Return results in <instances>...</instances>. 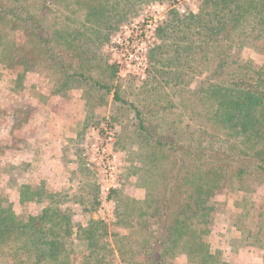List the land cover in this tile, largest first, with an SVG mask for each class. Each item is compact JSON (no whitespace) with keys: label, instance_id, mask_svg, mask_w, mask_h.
Wrapping results in <instances>:
<instances>
[{"label":"trees","instance_id":"obj_1","mask_svg":"<svg viewBox=\"0 0 264 264\" xmlns=\"http://www.w3.org/2000/svg\"><path fill=\"white\" fill-rule=\"evenodd\" d=\"M134 1L0 0V67L30 72L31 55L58 77L54 94L79 88L109 94L107 84L67 59L89 50L84 37L90 31L98 46L106 44L131 18L127 12ZM159 31L163 60L156 61L161 68L154 72L168 77L176 102L155 101L146 109L147 119L145 106L141 110L111 93L114 103L131 113L148 148L146 185L140 196L118 201L112 224L117 231L102 220L78 225L71 211L59 209L60 196L43 184L23 180L12 186L9 180L12 197L38 209L20 225L11 195L0 191V264H76L77 255L85 264H173L178 258L187 264H230L206 236L214 200L223 190L245 193L251 181L264 184V0H203L197 12L174 13ZM64 50L70 52L65 51L67 59ZM244 50L262 57L263 64L244 60ZM185 78L203 79L185 90ZM174 107L187 111L193 123L185 137L178 127L163 129L158 118ZM247 216L254 229L238 226V237L262 251L264 264V214Z\"/></svg>","mask_w":264,"mask_h":264},{"label":"rangeland","instance_id":"obj_2","mask_svg":"<svg viewBox=\"0 0 264 264\" xmlns=\"http://www.w3.org/2000/svg\"><path fill=\"white\" fill-rule=\"evenodd\" d=\"M202 1H134L127 12L131 18L109 35L106 44L98 46L96 35L89 30L84 39H90V48L85 54L75 60L67 59V52H70L64 50L62 56L72 65L81 66L84 72L107 84L111 93L117 91L124 101L137 104L141 110L142 105L145 106L143 111L147 115V107L153 106L155 101L160 105L165 100L176 102L172 84H166L168 77L162 71L159 74L154 72V67L159 72L161 68L156 61L163 60L159 55L162 51L157 50V46L162 45V40L158 38L159 29L174 13L184 16L197 12ZM180 10H184V13H180ZM29 56L30 62H34L30 72L24 73L23 67L12 70L0 67V133L6 139L5 142L0 141V154L7 149L8 157L3 160L0 158V191L8 197L11 195L6 188L9 180L12 186L14 181L27 180L30 168L14 166L9 160V150L25 146L27 135L33 132L28 124L30 120L40 116L51 117L46 127L36 130V126L34 132L39 134L45 129L46 133L53 134L54 131L63 130V134L68 135L69 142L63 141L60 135V141L50 138L51 154L56 151V143L64 144L58 150L62 161L48 165V177L64 183V176H67L74 181L73 186L64 184V190L56 185L50 187V192L60 196L59 209L71 211L74 223L83 227L90 219L103 221L108 216L109 219L104 222L110 230L117 231L112 224L118 201L124 196L134 198L136 190L146 185L142 181L146 175L148 148L136 131L133 116L114 103L111 93L79 88L60 96L54 94L58 77L35 57ZM242 58L252 60L259 66L263 64V58L249 50L242 52ZM110 66L115 67V74ZM19 75H23V78ZM201 79L190 82L185 78L187 83L181 87L185 90L194 88ZM183 93V97H189L185 91ZM146 117L148 119V115ZM158 118L165 123L163 129L168 130L171 125L178 127L184 137L193 129L188 112L176 107L162 112ZM10 128L14 130L12 138H9ZM71 130L75 132L73 137L69 136ZM98 147L106 150L104 166L96 152ZM82 178L87 182V198L85 196L84 199L81 198L83 193L77 191L79 186H76L77 180ZM249 186L251 191L245 193L225 189L213 203V221L206 240L213 249L222 250L230 264H263L262 251L255 245L249 246L247 242L240 241L238 237V226L245 231L254 229L256 223L253 224L247 215L264 214V184L251 181ZM8 199L14 202L20 225L25 222L26 215L38 209L31 203H18L12 199V195ZM3 204L6 205V202ZM74 260L76 264L86 262L83 255H77ZM173 264L187 262L184 258H178Z\"/></svg>","mask_w":264,"mask_h":264},{"label":"crops","instance_id":"obj_3","mask_svg":"<svg viewBox=\"0 0 264 264\" xmlns=\"http://www.w3.org/2000/svg\"><path fill=\"white\" fill-rule=\"evenodd\" d=\"M50 121H51V117H46V116H40V117H36L34 120H30L28 124L30 125V128H32L33 132H32V135H27L25 139L26 142L24 144L25 146L18 147V148L13 147L11 148V150H9L11 152V157H9L10 158L9 160L12 161V164L14 166L26 164L30 168L31 171H28L27 173L26 182L35 187H39L41 184H43L45 186L44 188H46L48 192H50L51 186H55V185L60 186L61 190H64L65 185L73 186V183H74L72 178L71 177L68 178L67 176H64V183L54 179L53 177H48L50 176L47 171L48 165L50 166L52 163L59 164V162L62 161L60 160L58 150L60 149L62 144H64V142H62V144L61 142L56 143V145H54L56 147V151L54 154H51L50 148L52 146L50 145V141H51L50 138L60 141L61 140V138L59 137L60 135L62 139H64L63 141L69 142V139H67L68 135L67 134L64 135L63 130L59 132L54 131L55 133L53 132V134L46 133L45 129L42 130L39 134H36L34 132L35 130L34 127L37 126L36 130H38L39 127L44 128L49 124ZM70 132H71V135L69 136L73 137L75 132L72 130ZM12 133H14V130L13 128H10L9 138L10 137L12 138V135H11ZM4 140L6 139L3 136V133H0V141L5 142ZM6 152H7V149H5V151L0 154V158L2 160L8 158L6 156ZM62 165L65 166V163H63ZM64 171L67 172L66 170ZM76 186L80 187V188L77 187L78 193L80 194L83 193V195H81V198L84 199L85 196L87 198V195H86L87 194V190H86L87 182L83 178L79 179L76 182ZM67 191L70 192L69 189H67ZM136 191L137 193L135 197H137V195L140 196L141 192L139 190H136ZM12 198L14 200H17V195L14 194Z\"/></svg>","mask_w":264,"mask_h":264},{"label":"built area","instance_id":"obj_4","mask_svg":"<svg viewBox=\"0 0 264 264\" xmlns=\"http://www.w3.org/2000/svg\"><path fill=\"white\" fill-rule=\"evenodd\" d=\"M179 12L183 14L184 13V10H180ZM96 152L101 157V162H102V165L104 166V161L103 160L105 159L104 156L106 154L105 148L98 147V148H96ZM108 169H109V167H108ZM106 190L108 191V189H106ZM103 219H104L103 221H106V220L109 219V217L107 216V217H104Z\"/></svg>","mask_w":264,"mask_h":264}]
</instances>
